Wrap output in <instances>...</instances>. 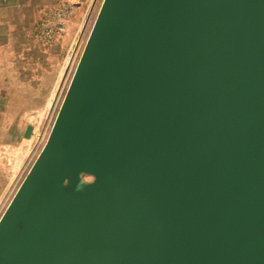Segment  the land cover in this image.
<instances>
[{
	"label": "water",
	"instance_id": "95a60500",
	"mask_svg": "<svg viewBox=\"0 0 264 264\" xmlns=\"http://www.w3.org/2000/svg\"><path fill=\"white\" fill-rule=\"evenodd\" d=\"M0 264H264V0H103Z\"/></svg>",
	"mask_w": 264,
	"mask_h": 264
},
{
	"label": "crops",
	"instance_id": "0c3cea01",
	"mask_svg": "<svg viewBox=\"0 0 264 264\" xmlns=\"http://www.w3.org/2000/svg\"><path fill=\"white\" fill-rule=\"evenodd\" d=\"M63 0H0V130L20 131L53 97L65 53L72 47L89 0L76 4L74 17L54 44L35 35L36 22ZM33 126V125H32Z\"/></svg>",
	"mask_w": 264,
	"mask_h": 264
},
{
	"label": "rangeland",
	"instance_id": "374dc122",
	"mask_svg": "<svg viewBox=\"0 0 264 264\" xmlns=\"http://www.w3.org/2000/svg\"><path fill=\"white\" fill-rule=\"evenodd\" d=\"M101 2L102 0H89L82 26L72 47L65 53L63 70L53 97L38 114L31 117L33 133L25 137L24 125L20 131L0 130V216L47 140L67 83ZM82 177L91 180L89 175Z\"/></svg>",
	"mask_w": 264,
	"mask_h": 264
},
{
	"label": "built area",
	"instance_id": "2783aa9c",
	"mask_svg": "<svg viewBox=\"0 0 264 264\" xmlns=\"http://www.w3.org/2000/svg\"><path fill=\"white\" fill-rule=\"evenodd\" d=\"M75 12V3L65 0L58 2L36 22L34 26L36 37L45 44L56 43L66 30L68 22L74 17Z\"/></svg>",
	"mask_w": 264,
	"mask_h": 264
},
{
	"label": "bare ground",
	"instance_id": "6f19581e",
	"mask_svg": "<svg viewBox=\"0 0 264 264\" xmlns=\"http://www.w3.org/2000/svg\"><path fill=\"white\" fill-rule=\"evenodd\" d=\"M103 1V0H102ZM102 3V2H101ZM100 6H101V4H100ZM100 8V7H99ZM98 11H99V9H98ZM98 13V12H97ZM97 16V15H96ZM96 18V17H95ZM94 21H95V19H94ZM94 21H93V23H94ZM92 26H93V24H92ZM92 28V27H91ZM91 28L89 29V31H88V34H87V36H86V38H85V41H84V44H83V46H82V49H81V51H80V55H79V57H78V59H77V62H76V64H75V67L77 66V64H78V61H79V59H80V56H81V54H82V51H83V49H84V46H85V44H86V42H87V39H88V36H89V34H90V32H91ZM75 67H74V70H75ZM74 70L72 71V74H71V77H70V79H69V81H68V83H67V87H66V89H65V91H64V95H65V92H66V90H67V88H68V85H69V83H70V81H71V78H72V75H73V73H74ZM64 95H63V97H64ZM63 97H62V99H63ZM62 99H61V102H62ZM61 102H60V104H61ZM59 107H60V105H59ZM58 110H59V108H58ZM58 112V111H57ZM56 115H57V113H56ZM56 117V116H55ZM54 122V121H53ZM52 125H53V123H52ZM52 125H51V127H52ZM51 130V129H50ZM50 132V131H49ZM49 135V134H48ZM41 151V150H40ZM38 156V155H37ZM37 158V157H36ZM35 161V160H34ZM33 164V163H32ZM30 169V168H29Z\"/></svg>",
	"mask_w": 264,
	"mask_h": 264
},
{
	"label": "clouds",
	"instance_id": "9594fccd",
	"mask_svg": "<svg viewBox=\"0 0 264 264\" xmlns=\"http://www.w3.org/2000/svg\"><path fill=\"white\" fill-rule=\"evenodd\" d=\"M95 182L94 179H91V180H83V179H80L78 180L77 182V190H82V188L85 186V185H91Z\"/></svg>",
	"mask_w": 264,
	"mask_h": 264
}]
</instances>
